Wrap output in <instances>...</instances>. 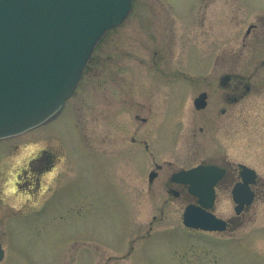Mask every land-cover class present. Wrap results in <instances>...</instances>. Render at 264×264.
Segmentation results:
<instances>
[{
	"label": "rangeland",
	"instance_id": "rangeland-1",
	"mask_svg": "<svg viewBox=\"0 0 264 264\" xmlns=\"http://www.w3.org/2000/svg\"><path fill=\"white\" fill-rule=\"evenodd\" d=\"M263 61L264 0H133L127 19L95 48L63 112L7 141L18 145L8 154L9 168L14 159L49 145L66 158L41 215L43 221L54 215V223L42 225L34 248L29 241L22 244L26 258L33 264H91L84 255L100 248L109 264H264V192L224 233L186 229L188 201L138 186L130 142L135 131L145 129L138 118L153 122L154 136L158 122L174 121L169 131L175 138L158 162L190 166L227 157L234 166L254 168L264 181ZM225 72L244 77L251 92L229 106L226 117L215 100L198 113L194 99L215 78L217 98ZM200 127L207 132L201 134ZM215 211L224 219L235 216L229 192L219 193ZM149 231L153 234L143 240ZM21 233L28 238V229ZM84 239H91L89 247L80 243ZM131 245L129 259H114L127 255Z\"/></svg>",
	"mask_w": 264,
	"mask_h": 264
},
{
	"label": "water",
	"instance_id": "water-1",
	"mask_svg": "<svg viewBox=\"0 0 264 264\" xmlns=\"http://www.w3.org/2000/svg\"><path fill=\"white\" fill-rule=\"evenodd\" d=\"M133 0H0V140L19 136L53 119L74 94L95 47L120 26ZM206 94L195 101L206 106ZM242 182L233 191L236 213L250 206L255 170L240 165ZM223 170L199 166L178 174L199 205H189L184 224L225 231L227 222L208 210Z\"/></svg>",
	"mask_w": 264,
	"mask_h": 264
},
{
	"label": "flooded vegetation",
	"instance_id": "flooded-vegetation-1",
	"mask_svg": "<svg viewBox=\"0 0 264 264\" xmlns=\"http://www.w3.org/2000/svg\"><path fill=\"white\" fill-rule=\"evenodd\" d=\"M254 29L255 26H253L250 32H247V36H249ZM262 64H264V61ZM88 67L89 63L85 68L84 76L87 73ZM235 80L238 81L237 85H234ZM244 81V77L225 72L219 79V89L221 92L216 93L218 95L217 98H213L212 93V86L216 84V78L214 83L210 81L208 83L210 86L209 89L201 91L193 101L195 107V100L202 94H206V106L200 110L195 107L196 111L198 113H206L211 107V103L215 100L224 105V107L220 109V116L221 118L226 117L229 113L228 107L238 104L251 92V86L244 84ZM182 94L183 93H181V95ZM138 120L145 125V129L140 135L135 131L130 138L133 148L132 156L135 155L134 163L137 166V172L139 173L138 177H140V183L138 186H141L143 190L148 191L165 190L176 199L183 198L188 201L186 207L190 204L198 205L200 198L190 193V185L178 182L177 178L175 179L176 175L199 166L218 167L223 170V176L214 186L215 202L210 211L220 217L215 211L219 193L229 192L233 201V190L237 184L242 182V169L240 168L242 163H238L234 166L227 157H224L221 161L204 159L190 166H177L175 161L171 160L160 163L157 161L159 156L168 148L170 141L175 138L169 131L170 127L176 128L175 125H170V123L174 121L169 122L168 120H161L158 122L154 136L153 122L146 117L138 118ZM164 127H166L165 131L167 132L165 139H163L162 136V132H165L163 131ZM199 131L201 134H204L207 132V129L200 127ZM174 134L175 133H173V135ZM19 138H21V136L0 140V178L2 179L0 183V264H33L31 259L26 258L27 255H24L25 253L21 246L23 243L25 244L26 241H29L34 248L37 239L41 238L42 225L50 226L54 223V215L49 216L44 221L42 220L41 215L46 210L47 204L52 201L54 197L53 194L59 186L58 182L60 181L57 177V170L66 159L56 152L53 145H49L45 148H39L33 152L31 151L28 156H23L19 160L14 159L17 162L12 163L9 168L7 165L9 162L8 154L11 152L14 153L18 148V145L12 144L9 146L7 145V141ZM48 143L52 144L51 141ZM68 160L72 164L70 157ZM48 176H52L49 185L46 184ZM249 189L254 194L253 204H251V206H245L240 215H235L231 219H225L228 222L227 230L231 229L236 223H240L239 221L243 213L247 212L254 205L259 194L264 192V181L261 180L258 172L255 182L249 185ZM46 192L48 193L45 194ZM42 197L43 201L40 202ZM38 201L39 203H37ZM235 206L236 205L234 204V207ZM156 220L157 217H154V221ZM22 229L23 231L28 229V238L23 236V233H21ZM151 229L152 226H150V230ZM186 229L197 233L204 232L191 228ZM204 233L220 234L221 232ZM151 234L153 233L149 231L144 237H142L143 240L147 239ZM48 235L49 239L53 240V232ZM91 242V239H84L80 243L86 248L89 247ZM130 248L131 250L127 255H124L121 258L116 257L114 259H129L133 254L134 245H131ZM97 249L98 252L96 254L92 253L84 256H89L91 264H109L108 262H105V254L102 253V255L100 253V248ZM80 257L81 255H78V258ZM109 259H113V256H110Z\"/></svg>",
	"mask_w": 264,
	"mask_h": 264
}]
</instances>
